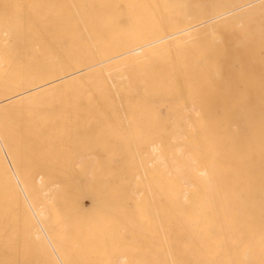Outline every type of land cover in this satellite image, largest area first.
<instances>
[{"label": "bare ground", "instance_id": "bare-ground-1", "mask_svg": "<svg viewBox=\"0 0 264 264\" xmlns=\"http://www.w3.org/2000/svg\"><path fill=\"white\" fill-rule=\"evenodd\" d=\"M0 264H264V0H0Z\"/></svg>", "mask_w": 264, "mask_h": 264}, {"label": "rangeland", "instance_id": "rangeland-1", "mask_svg": "<svg viewBox=\"0 0 264 264\" xmlns=\"http://www.w3.org/2000/svg\"><path fill=\"white\" fill-rule=\"evenodd\" d=\"M234 64H235V60H234ZM96 76H98V75H95L94 74V78H92V75L91 76H89L88 78L89 79H87V77H85V78H83V80H85L86 82H84V84L86 83V84H92L93 83V86H95L96 85V81H97V79H98V77L96 78ZM230 76H232V75H230ZM88 80H90V81H88ZM233 81V80H232ZM217 86H219V83L218 82H216L215 83ZM229 84L231 85V81L229 82ZM89 85H87V88H89V89H87L88 90V92L90 91V87H88ZM92 86V85H91ZM92 86V87H93ZM198 86H199V84H198ZM216 86L214 85V88H215ZM95 87H93V89H94ZM217 89H218V87H216ZM231 88H232V85H231ZM230 90V92H229V96L227 95V94H223V96L220 94V97L221 98H224L226 101L225 102H229V99H230V103H228V105L230 106V104H233L235 101H236V99H235V97H236V95H235V93H233V90L232 89H229ZM57 91H58V89H57ZM54 92V91H53ZM50 93V94H48V96H50V97H52L53 95H54V93ZM58 92H62V91H58ZM176 93V94H175ZM175 93H171V96H168V94L169 93H167L165 96H167V97H164V98H168V97H170V99H173L174 101H175V103L177 102H179L178 101V99L180 98L179 96H178V91H176ZM181 93V92H180ZM179 93V94H180ZM182 93H184V92H182ZM223 93V92H222ZM56 94L58 95L59 93H57L56 92ZM56 94L53 96V97H55L56 96ZM185 94V96H186V92L184 93ZM184 94H183V96H181V98L183 99V97H184ZM182 95V94H181ZM88 98H89V100H90V93H88ZM215 96H217V98H219V100H220V97L218 96V92H217V94H215ZM174 97V98H173ZM178 97V98H177ZM180 98V99H181ZM214 98H216V97H214ZM231 98H233L232 100H234L233 102H232V100H231ZM87 99V98H86ZM223 99V100H224ZM228 99V100H227ZM88 99L87 100H85V102H83L82 103V105H87L89 102H87V101H89ZM223 100H221V101H218V99H215V101H216V103L217 102H223ZM91 101V100H90ZM87 103V104H86ZM141 103V101L140 102H137V103H135L134 102V104H131V105H129L130 107L128 108L129 110H132V111H135V112H139V111H141V110H139V109H141L142 108V106L144 107V105L143 104H140ZM147 103V102H146ZM149 103V102H148ZM148 103L147 104H145V105H148ZM89 105V104H88ZM141 106V108H138V106ZM221 105H223V103L221 104ZM135 106H137L136 108H135ZM90 107V106H89ZM88 107V108H89ZM225 107L226 108H228V106L225 104ZM86 108V107H85ZM84 108V110H81V111H79V115H78V118H79V122H80V125L82 124V122L83 123H85L86 122V125L84 126V127H81V126H79L78 127V132H79V134H80V136H81V142L84 140V141H86V142H88V143H90L91 142V139H93V136H94V131H95V129H100L101 131H102V129H103V127H104V125L103 124H101V121H102V119H107V117H108V112L106 111V110H101V109H99V110H97V109H93L92 107L90 108L91 110L89 111V109L88 108H86L85 109ZM162 108V109H161ZM166 108V109H165ZM224 108V107H223ZM225 108V112H226V109ZM143 109V108H142ZM168 109V105H167V103H165L164 105H162L160 108H159V112L160 113H162V115H166L167 116V110ZM100 111V114H99V112L97 113V111ZM167 110V111H166ZM222 110V111H221ZM220 111H221V113L222 112H224V110L223 109H221ZM89 113H88V112ZM92 111V112H91ZM95 111V112H94ZM106 113H105V112ZM219 110H217L216 111V115H217V112H218ZM94 112V113H93ZM85 113H87V114H85ZM220 113V112H219ZM218 113V115H220ZM103 114H105V115H103ZM226 114V113H225ZM91 115V116H90ZM102 115H103V117H102ZM84 116V117H83ZM226 116V115H225ZM8 117H10V115L8 116ZM96 117H97V119H96ZM220 117V119H221V121H224L225 119V117L224 116H219ZM221 117H223V118H221ZM150 119V118H149ZM149 119H147V118H145V120H147V121H144V119H143V121H144V123L146 122V123H150V121H149ZM219 119V120H220ZM87 120V121H86ZM151 120V119H150ZM91 121H93V122H91ZM152 121H154L155 122V119H153ZM151 121V122H152ZM143 122H141V124H142ZM141 124H139L138 122H136L135 123V125H133L132 127H134L133 128V130L134 129H138L137 131V134H139V132H140V126L139 125H141ZM176 124H178V122L176 123ZM175 124V126H177ZM143 126V125H142ZM132 127H131V129H132ZM137 127V128H136ZM142 129V128H141ZM83 130V131H82ZM132 130V131H133ZM221 130L222 131H224V126H222L221 127ZM80 131H82V133L80 132ZM85 132V133H84ZM134 132L136 133V131L134 130ZM91 133L93 134V135H91ZM89 135V136H88ZM91 136V137H90ZM86 139H85V138ZM90 137V138H89ZM83 139V140H82ZM27 140V136H25L24 138H22V144H19L21 147H22V149L24 150L23 152H25L27 149H28V145H29V143L26 141ZM225 140V139H224ZM234 147V146H233ZM176 148V149H175ZM178 149V147H174L173 148V150H175V151H173L172 149V151H173V154L176 156V158H177V156H178V151L179 150H177ZM234 149V148H233ZM167 150H169V148L167 149ZM235 150V149H234ZM169 152V151H168ZM49 160H53V161H57L58 160V158L56 157V158H50ZM59 168V167H58ZM85 203H87V201L84 199L83 200Z\"/></svg>", "mask_w": 264, "mask_h": 264}]
</instances>
